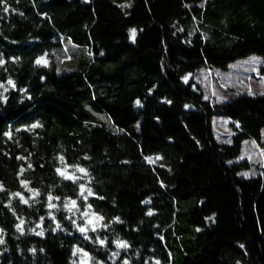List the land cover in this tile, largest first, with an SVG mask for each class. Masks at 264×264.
<instances>
[{"label": "trees", "instance_id": "16d2710c", "mask_svg": "<svg viewBox=\"0 0 264 264\" xmlns=\"http://www.w3.org/2000/svg\"><path fill=\"white\" fill-rule=\"evenodd\" d=\"M64 41L90 57L60 74ZM253 54L264 0H0V264H264V170L236 162L264 93L213 103L193 80Z\"/></svg>", "mask_w": 264, "mask_h": 264}, {"label": "rangeland", "instance_id": "374dc122", "mask_svg": "<svg viewBox=\"0 0 264 264\" xmlns=\"http://www.w3.org/2000/svg\"><path fill=\"white\" fill-rule=\"evenodd\" d=\"M207 0H204V2ZM87 49L64 41L62 50L56 57L58 72H70L76 69L82 58H89ZM264 65V58L258 55H250L230 63L226 69L217 67H204L198 69L193 80L201 87L206 99L213 103H224L242 94L256 96L264 93V78L260 69ZM81 113L85 121L91 126H104L112 131H117L111 120L102 114H96L89 106H82ZM231 121L216 117L213 120L214 134L223 143H231L234 133L230 128ZM236 162L248 164V168L240 175L251 177L260 174L264 170V128L261 131V139L245 140L242 143L241 153ZM68 176L74 177L70 171ZM94 216L86 217L83 228L88 229L95 225ZM91 221V223H89Z\"/></svg>", "mask_w": 264, "mask_h": 264}, {"label": "snow or ice", "instance_id": "6c2138e0", "mask_svg": "<svg viewBox=\"0 0 264 264\" xmlns=\"http://www.w3.org/2000/svg\"><path fill=\"white\" fill-rule=\"evenodd\" d=\"M134 34H135V33H134V31H133V35H134ZM37 63H41V61L38 60ZM9 83L11 84L12 82L9 81ZM61 159H62V158H61ZM77 170H78L79 172H85V169H83V168H78ZM57 171L59 172L60 170L57 169ZM60 174H61V175H64L63 172H61ZM65 178H66V179H73L74 177H72V176H66ZM80 188H81V195L83 196V195H84V186H83V185H80ZM30 191H31V189H30ZM87 192H88V195H89V196L92 195L91 189H87ZM35 194H36V195H39V193H35ZM15 195L19 196L20 194L17 193V194H15ZM48 199H49V201H51L53 198H52L51 196H49ZM56 199H59V197H57ZM85 199H87V197H85ZM22 202H23V203H28L27 200H22ZM70 204H71L72 207H74L75 204H76V201L72 200V201H70ZM49 207H55V205L49 203ZM65 207H68V205H65ZM72 207H69L68 210L71 211V210H72ZM89 207H91V205H89ZM84 215H87V213H85ZM41 219H43V218H41ZM100 219H102V217H100ZM23 223H24V221L21 220V221H20V224L17 225L18 230H22V227H21V226L23 225ZM89 223H91V221H89ZM80 231H81V232H84V231H86V229H85V228H80ZM36 234H37V235H43V232H38V233H36ZM2 242H3V241H0V243H2ZM101 243H103V241H101ZM118 246H119V247H126L127 245L124 244V243H119ZM79 251H81V250H80V249H77V252H79ZM85 255H87V254L85 253Z\"/></svg>", "mask_w": 264, "mask_h": 264}]
</instances>
